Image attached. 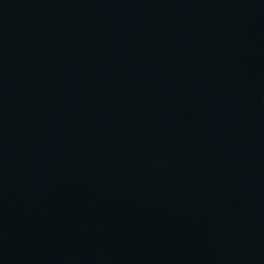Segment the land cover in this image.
Segmentation results:
<instances>
[{"label":"water","instance_id":"water-1","mask_svg":"<svg viewBox=\"0 0 264 264\" xmlns=\"http://www.w3.org/2000/svg\"><path fill=\"white\" fill-rule=\"evenodd\" d=\"M0 264H264V0H0Z\"/></svg>","mask_w":264,"mask_h":264}]
</instances>
